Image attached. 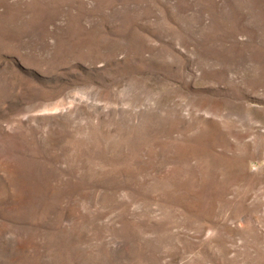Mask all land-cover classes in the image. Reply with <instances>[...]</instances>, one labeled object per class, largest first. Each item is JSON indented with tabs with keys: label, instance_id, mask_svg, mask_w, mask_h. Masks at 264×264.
Instances as JSON below:
<instances>
[{
	"label": "rangeland",
	"instance_id": "1",
	"mask_svg": "<svg viewBox=\"0 0 264 264\" xmlns=\"http://www.w3.org/2000/svg\"><path fill=\"white\" fill-rule=\"evenodd\" d=\"M0 264H264V0H0Z\"/></svg>",
	"mask_w": 264,
	"mask_h": 264
}]
</instances>
